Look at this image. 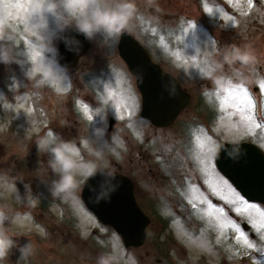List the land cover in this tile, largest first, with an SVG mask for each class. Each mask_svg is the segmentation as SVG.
Wrapping results in <instances>:
<instances>
[{
  "label": "rangeland",
  "instance_id": "obj_1",
  "mask_svg": "<svg viewBox=\"0 0 264 264\" xmlns=\"http://www.w3.org/2000/svg\"><path fill=\"white\" fill-rule=\"evenodd\" d=\"M12 2L15 4V22L19 25L25 16L26 0ZM18 4L24 5L23 11L17 7ZM137 5L139 14L132 22L133 30L129 34L146 48L154 62L173 73L192 95L189 106L169 129L157 130L140 116L141 95L134 77L119 56V39H106L104 34H98L91 40L94 45L84 55H87L85 58L81 57L77 67L64 69L58 61V44L65 29L62 30L56 18L49 15L46 36L50 47L44 55L67 76L61 85L63 91L57 93L51 86L35 87L26 76L31 67L29 63H18V69L13 62L3 63L0 67V174L14 178L17 188L18 184H30L32 192L40 197L37 206L29 207L26 198L17 201L5 191L12 208L31 217L17 229L27 237L14 239L21 246L30 239L34 251L25 257L14 249L4 264H95L96 256L105 250L101 241L107 243L115 230L99 223L82 202L84 212L95 223L89 221L81 227L69 205L52 199L47 184L54 177L46 166V158L38 154L35 140L38 135L52 130L65 140H76L79 146L80 138L88 137L92 127H103L104 124L109 149H114H106L109 168L113 162L114 171L134 172L140 188L152 189V193L156 190L154 186L164 184L163 189L158 186L160 195L155 197L151 194L153 199L145 200V197L142 200L144 204H141L149 218L162 219L166 226L161 234L152 232L148 226V239L140 247L124 246L127 257L134 264H256L257 253L239 244L235 232L230 228L221 230L214 218L201 215L198 210L205 209L206 204L194 201L197 207L193 208L190 203L189 212L180 209L179 204L182 191L189 202L192 195L189 185H193L199 190L197 195H202L217 207H223L226 216L235 220L257 247L264 246V240L252 225L211 193L195 161L196 135L211 136L215 145L249 142L264 151L261 147L264 129H255V135H251L246 129L230 128L231 124H237L238 116L231 121H221L224 113L216 99L217 88L191 63L195 59L204 67L214 58L215 49L232 43L252 44L259 54H264V0H253V7H249L248 0H157L154 7H145L144 0H137ZM205 7L212 8L213 13H207ZM192 24L196 25L194 29ZM161 37L167 48L161 43ZM28 39L25 34L24 42ZM19 48L21 52L26 51L23 43ZM184 59L189 60L188 65L183 63ZM19 60L27 61V56L21 55ZM224 71L233 84L238 83L234 69L225 66ZM245 74L253 80L245 87L254 100L256 120L264 124V117L258 119L261 109L255 96V91L260 93L264 110V93L259 91V82L264 80V57ZM106 86L117 95L104 104L101 97L107 98ZM121 99L132 111L131 118L126 114L123 120L116 118L114 104ZM83 104H87L93 114L100 110L105 121L98 116L93 122H88L82 111ZM121 113H124L123 108ZM111 118L115 123L110 128ZM204 122L210 123L209 127L204 128ZM186 148L190 149L189 154L183 153ZM82 152L88 158L87 152L83 149ZM144 157L150 164H146ZM211 159L215 163V156ZM141 161L145 166H154L156 176L162 178L159 179L160 184L149 168H141ZM216 172L224 177L217 167ZM171 176L178 180L177 186L170 184ZM20 194H26L24 186ZM78 195L80 197V192ZM255 204L264 208L263 204ZM82 232L87 235L83 236Z\"/></svg>",
  "mask_w": 264,
  "mask_h": 264
},
{
  "label": "clouds",
  "instance_id": "obj_2",
  "mask_svg": "<svg viewBox=\"0 0 264 264\" xmlns=\"http://www.w3.org/2000/svg\"><path fill=\"white\" fill-rule=\"evenodd\" d=\"M156 3L157 0H144L145 7H154ZM26 5L25 16L18 25L14 18L15 4L12 0H0V62L29 63L31 67L26 76L34 82L35 87L51 86L57 93L63 91L61 85L67 76L58 71L44 55L50 47L46 36L49 15L56 18L62 30L74 27L88 40H93L98 34H104L106 39H119L123 34L131 33L132 22L139 14L137 0H26ZM25 34L29 37L26 42ZM21 43L25 45L26 51H20ZM21 55L27 56V61L19 60ZM213 57L210 63H205L201 72L211 79L217 89L224 92L233 84L232 79L225 75V66L235 70L237 84L245 87L253 83L252 78L245 73L260 63L264 54H259L252 44L232 43L215 49ZM101 100L104 104L108 102L105 97H101ZM115 115L119 119L118 112ZM98 116L105 121L100 110L86 115V119L91 123ZM106 132L105 124L103 127H92L88 137L80 138L79 146L76 140H65L52 130L38 135L35 140L38 154L46 158V166L54 177L47 184L50 196L53 200L69 205L81 227L89 221L95 223L83 211L78 195L82 185L97 175L102 177L97 203L108 198L117 188L116 175L109 170L106 159V149H109ZM94 144L98 146L93 147ZM220 147L213 145V153L216 154ZM82 149L87 152L88 158ZM224 151L230 157L241 153L238 144L225 147ZM24 187L26 194L21 196L16 180L0 174V264L9 259L14 249H18L21 256L25 257L34 251L30 239L23 246L14 239L27 237L17 229L31 219L30 215L15 211L5 196L7 191L17 201L26 198L29 207L37 206L39 195L32 192L30 184H24ZM82 235L86 236L87 233L82 232ZM101 246L105 250L96 256L95 264H130L119 234L113 232L107 243L102 242Z\"/></svg>",
  "mask_w": 264,
  "mask_h": 264
},
{
  "label": "water",
  "instance_id": "obj_3",
  "mask_svg": "<svg viewBox=\"0 0 264 264\" xmlns=\"http://www.w3.org/2000/svg\"><path fill=\"white\" fill-rule=\"evenodd\" d=\"M58 48L60 66L72 70L89 51L91 43L74 27H68ZM117 49L136 80L142 99L141 117L148 119L155 127L171 126L189 105L191 94L183 89L175 76L155 63L148 51L129 33L120 37ZM114 123V120H110V128ZM234 144L240 146V155L230 157L224 148L233 144L224 143L216 153L215 164L246 200L264 205V152L253 143ZM115 175L117 188L113 192V204L110 196L97 203L102 183L99 175L87 181L83 192L84 202L102 224L113 227L126 248L140 247L146 241V229L151 221L135 200L131 180L123 174ZM18 188L22 193L20 184ZM244 228L248 229L247 224H244Z\"/></svg>",
  "mask_w": 264,
  "mask_h": 264
},
{
  "label": "snow or ice",
  "instance_id": "obj_4",
  "mask_svg": "<svg viewBox=\"0 0 264 264\" xmlns=\"http://www.w3.org/2000/svg\"><path fill=\"white\" fill-rule=\"evenodd\" d=\"M249 7H253V0H248ZM17 7L23 11L24 5L18 4ZM205 11L209 14L213 13V9L210 7H205ZM228 19H231L229 17ZM195 24H192L191 27L194 29ZM155 31V30H153ZM161 43L165 48L167 45L163 43V37H161ZM179 59V54H177ZM183 63L185 65L189 64L188 59H184ZM191 63L201 72V65L195 59ZM118 83V82H117ZM107 91L108 100H113L117 93L105 87ZM259 91L264 93V80L259 82ZM223 93V94H221ZM209 95V93H205ZM216 99L219 102L220 110L224 115L220 118L221 121L227 119L232 120L233 117L238 116L239 120L237 124H231L230 128H236L238 130L246 129L247 132L251 135H255V129H264V124L258 123L255 117V103L250 94L249 90L238 84H230L227 91L221 92L217 89ZM82 111L86 115L92 114V109L87 104H83ZM115 111L119 114V119L123 120L125 114L131 118L133 113L129 110L124 104L123 99L114 104ZM124 109V113H121V109ZM102 115V113H101ZM132 127L131 124L128 125ZM196 151H195V161L199 167L201 174L205 177V184L211 191V193L218 199L224 201L229 205L232 211L240 217H243L247 222L252 225L253 229L259 233L260 239L264 240V208L255 203H250L244 198L224 177L220 176L216 172L215 163L212 161V157L215 154L212 151V146L215 145V141L211 136L206 134L196 135ZM235 142V141H233ZM119 143V141H117ZM261 147H264V137L261 140ZM189 191L192 193L189 198V203L192 204L193 208L197 207V204L194 201H198L200 204H206L205 209H199L198 211L202 216L208 217L210 219L216 220V226L221 230L231 229L236 233L235 239L243 247L248 250L255 251L257 256L255 257L256 264H264V246L257 247V245L252 242L249 238V234L246 233L240 225L231 218H228L223 207H217L213 205L211 201H208L206 198H203L202 195H197L199 192L198 188L193 185H189ZM84 211V209H83ZM86 216L90 219H93L85 212ZM103 231V229H101ZM103 241H101L102 243ZM130 264H134V261L130 258Z\"/></svg>",
  "mask_w": 264,
  "mask_h": 264
},
{
  "label": "flooded vegetation",
  "instance_id": "obj_5",
  "mask_svg": "<svg viewBox=\"0 0 264 264\" xmlns=\"http://www.w3.org/2000/svg\"><path fill=\"white\" fill-rule=\"evenodd\" d=\"M90 42H91V48H92V46L94 45L93 44V42L91 41V40H89ZM90 51V50H89ZM87 54H88V52H87ZM87 56V55H86ZM86 56H84L83 58H85ZM82 58V59H83ZM2 62H0V67L2 66ZM160 65V64H159ZM13 66L16 68V69H18L19 68V64L18 63H16V62H13ZM161 66V65H160ZM162 67V66H161ZM1 69V68H0ZM162 69L164 70V71H166L165 69H164V67H162ZM167 73H169V74H171V75H173V76H175L173 73H171V72H168V71H166ZM1 76V75H0ZM176 77V76H175ZM177 78V77H176ZM135 79V78H134ZM179 81V80H178ZM135 82H136V80H135ZM179 83H180V81H179ZM181 84V83H180ZM181 86H182V84H181ZM183 87V89L185 90V91H187L188 92V90L184 87V86H182ZM190 93V92H189ZM191 94V93H190ZM74 95H75V93L72 95V98L74 97ZM141 105H142V100H141ZM186 110V109H185ZM185 110H183L181 113H183ZM181 115V114H180ZM179 115V116H180ZM145 119V118H144ZM179 119V117L176 119V121ZM110 120H113V118H111ZM147 122H149L150 124H151V122L148 120V119H145ZM175 121V122H176ZM152 125V124H151ZM153 126V125H152ZM172 126V125H171ZM171 126H169V127H155V126H153L155 129H157V130H166V129H169ZM110 127V126H109ZM195 128H197V127H195ZM187 145H188V143H187ZM186 151V152H185ZM183 153L185 154V153H187V154H189L191 151H190V149L189 148H186V150H185ZM216 155V154H215ZM152 155L151 154H149V157H151ZM146 160H145V159ZM143 158V160L146 162V164L148 163V159L146 158V157H144ZM145 162H140V164H141V168L143 169L144 167H147V168H149V171L151 172V175H154L153 177L159 182V179L161 178V177H157L156 176V174H155V172L153 171V168H154V166H151V165H146L145 166ZM148 164H150V163H148ZM163 168V167H162ZM109 170H111V171H113L115 174H123V175H125L126 177H128L130 180H131V182L133 183V187H134V190H133V192H134V197H135V200H136V202H137V204H138V206L140 207V209L146 214V212H145V210L142 208L143 206H142V204L141 203H143V201L142 200H144L143 198H145L146 197V199L145 200H150V199H153V197L155 196V197H157L158 195H160L161 194V190H160V188L161 189H163L164 188V184L163 185H161L160 184V182H159V184H160V188L156 185V186H154L155 188H156V190H154V193H152L153 192V190L151 189V190H149V191H146V190H144V189H141L140 188V182H139V179L136 177V174L133 172V173H129L128 174V171H127V174H125V173H123V172H119V171H114L113 170V162H111V167L109 168ZM144 170V169H143ZM161 170V169H160ZM149 175V174H148ZM162 179V178H161ZM88 181V180H87ZM87 181L82 185V189H81V191H80V199H81V202L83 203V205L84 206H86V204H85V202H84V199H83V192H84V190H85V185H86V183H87ZM169 182H170V184L171 185H174V186H177V184H178V180L175 178V177H173V176H171L170 178H169ZM24 186V185H23ZM23 186H22V188H23ZM176 188H178L179 189V187H176ZM24 189H25V187H24ZM143 194H145V195H143ZM151 194H153L154 196L152 197L151 196ZM181 197V204H179V206H180V209L182 208V210L183 211H185V212H189L190 211V209H191V207H190V203L187 201V199H186V197L187 196H185L184 195V193H183V191H182V195L180 196ZM110 202L113 204V192L110 194ZM144 204V203H143ZM87 207V206H86ZM88 209V208H87ZM89 210V209H88ZM90 211V210H89ZM91 212V211H90ZM178 212L180 213V210H178ZM92 213V212H91ZM93 214V213H92ZM147 215V214H146ZM148 217H149V215H147ZM93 217L99 222V220L97 219V217L93 214ZM151 218V217H150ZM154 219H152L151 218V225H149L152 229H151V231L153 232L154 231ZM100 223V222H99ZM163 224L164 225H166L165 224V222H163ZM107 227H109L112 231H113V227H111V226H107ZM147 235H148V232H147ZM147 239H148V237H147Z\"/></svg>",
  "mask_w": 264,
  "mask_h": 264
},
{
  "label": "trees",
  "instance_id": "obj_6",
  "mask_svg": "<svg viewBox=\"0 0 264 264\" xmlns=\"http://www.w3.org/2000/svg\"><path fill=\"white\" fill-rule=\"evenodd\" d=\"M166 226V225H165ZM165 226H164V228H165Z\"/></svg>",
  "mask_w": 264,
  "mask_h": 264
}]
</instances>
